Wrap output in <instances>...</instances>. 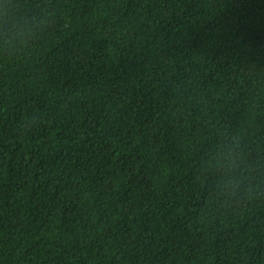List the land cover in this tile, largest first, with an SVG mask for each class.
<instances>
[{
	"label": "trees",
	"instance_id": "obj_1",
	"mask_svg": "<svg viewBox=\"0 0 264 264\" xmlns=\"http://www.w3.org/2000/svg\"><path fill=\"white\" fill-rule=\"evenodd\" d=\"M0 264H264V0H0Z\"/></svg>",
	"mask_w": 264,
	"mask_h": 264
},
{
	"label": "clouds",
	"instance_id": "obj_2",
	"mask_svg": "<svg viewBox=\"0 0 264 264\" xmlns=\"http://www.w3.org/2000/svg\"><path fill=\"white\" fill-rule=\"evenodd\" d=\"M215 164L222 170L221 176V190L228 193L229 190L234 189L237 184V178L232 175V172L238 164L235 161V154L229 146H222L215 157Z\"/></svg>",
	"mask_w": 264,
	"mask_h": 264
}]
</instances>
